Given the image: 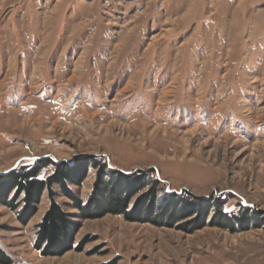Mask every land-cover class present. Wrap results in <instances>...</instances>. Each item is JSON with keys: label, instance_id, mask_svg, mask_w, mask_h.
<instances>
[{"label": "rangeland", "instance_id": "rangeland-1", "mask_svg": "<svg viewBox=\"0 0 264 264\" xmlns=\"http://www.w3.org/2000/svg\"><path fill=\"white\" fill-rule=\"evenodd\" d=\"M92 156L157 180L160 204L173 193L252 222L80 218L55 185L84 246L35 249L49 198L22 223L20 195L0 202L8 264H264V0H0V174ZM95 180L89 166L67 186L85 202Z\"/></svg>", "mask_w": 264, "mask_h": 264}, {"label": "trees", "instance_id": "trees-1", "mask_svg": "<svg viewBox=\"0 0 264 264\" xmlns=\"http://www.w3.org/2000/svg\"><path fill=\"white\" fill-rule=\"evenodd\" d=\"M52 162L46 159L37 160L29 166H22L0 174V202L14 208V202L22 197V209L18 219L26 223L37 210V204L44 190L47 191L49 205L43 214L36 232L34 248L43 255H61L67 250H80L85 242L75 243L74 235L78 228L76 222L71 220L74 216L67 212L62 205L55 200L56 192L54 186L58 185L63 194L72 201V207L77 209V216L80 218H94L103 216L106 213L123 215L128 220L169 224L177 222L189 216H202L205 219L212 209L214 215L211 219L222 227L234 230V224L251 223L252 218L247 212L244 218H236L232 223L228 215L221 210V204L210 203L201 206L186 202L176 194H169L161 201L156 202V192L159 182L144 178H136L134 173H124L120 170H110L106 173V163L98 156L78 161L76 164L67 165L64 162L53 164L54 171L45 178L39 177L41 170ZM89 166L96 170V180L89 198L84 202L76 193L67 186L68 183L80 186ZM107 176V177H106ZM148 186L145 192L142 190ZM14 191L8 199V193ZM142 192L132 202V198ZM234 219V218H233ZM192 220L191 222H194ZM204 223V220H203ZM0 262L8 264L9 256L0 247Z\"/></svg>", "mask_w": 264, "mask_h": 264}, {"label": "snow or ice", "instance_id": "snow-or-ice-1", "mask_svg": "<svg viewBox=\"0 0 264 264\" xmlns=\"http://www.w3.org/2000/svg\"><path fill=\"white\" fill-rule=\"evenodd\" d=\"M225 211H231V209H225Z\"/></svg>", "mask_w": 264, "mask_h": 264}]
</instances>
